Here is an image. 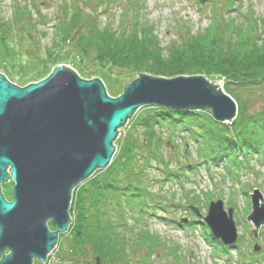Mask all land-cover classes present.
I'll return each instance as SVG.
<instances>
[{"label":"trees","instance_id":"1","mask_svg":"<svg viewBox=\"0 0 264 264\" xmlns=\"http://www.w3.org/2000/svg\"><path fill=\"white\" fill-rule=\"evenodd\" d=\"M107 1L65 0L59 7L54 25L57 41L61 45L70 44L71 49L78 50V57L89 63L114 62L122 58L127 65L133 62L139 74L167 78L199 73V67H178L174 63V56L193 41L205 43L225 54L244 48V30L251 20L248 10L239 13L237 0H223L216 8L204 7L208 11V23L195 33L190 34L186 26L180 27L183 21L178 20V40L171 41L166 52H162L152 34L153 28L143 21L141 7L133 0L126 2L116 26L109 20L100 22V15L107 11ZM88 3L92 6H87ZM231 13L235 16L231 17ZM7 26L0 22L3 40L11 33ZM19 37L30 39L25 29ZM247 47L244 57L252 60L263 52L264 41L252 39ZM35 60L29 59L27 65L53 67L51 60L46 58L43 62ZM77 72L87 79L91 77L90 73L80 69ZM235 79L223 84L224 92L236 103V116L229 125L215 121L206 109L173 110L147 106L143 108V114L133 117L131 130L118 140V146L115 144L116 151L105 172L94 182H82L76 192V187L72 191L77 195L75 201L82 212L71 230L73 238L68 242V255L62 264H76L79 258L86 259L88 250L99 257L101 264H151L158 251L176 255L172 246L154 234L148 224L156 216L169 219L175 206V195L170 187L179 184L180 194L192 205L194 200L185 191L182 193V182L187 171L195 165L217 162L240 152L243 156L264 153V72L260 69L244 71ZM163 127L170 129L171 134L184 133L192 139L199 161L184 160L188 155L186 144L181 145L180 153L175 148L166 151V142L161 143L159 135ZM193 221L185 225L189 227ZM49 227L54 230L52 224ZM98 232L105 236L104 245L96 238ZM96 244L103 247L96 249ZM176 258L171 260L176 261ZM33 264L40 263L33 260Z\"/></svg>","mask_w":264,"mask_h":264},{"label":"water","instance_id":"2","mask_svg":"<svg viewBox=\"0 0 264 264\" xmlns=\"http://www.w3.org/2000/svg\"><path fill=\"white\" fill-rule=\"evenodd\" d=\"M143 106L207 109L217 122L236 115L234 100L203 75L138 73L121 94L109 97L98 77L80 78L68 64H56L45 78L24 86L0 73V189L12 185L10 201L0 190V264L46 261L70 224L73 189L110 163L120 128ZM248 197L245 219L255 234L264 228V202L258 189ZM187 208L221 244H234L232 209L224 210L221 200L209 202L204 215Z\"/></svg>","mask_w":264,"mask_h":264},{"label":"rangeland","instance_id":"3","mask_svg":"<svg viewBox=\"0 0 264 264\" xmlns=\"http://www.w3.org/2000/svg\"><path fill=\"white\" fill-rule=\"evenodd\" d=\"M64 1L0 0V22L7 23L6 28L9 32L11 31L5 40L0 36V73L6 76L9 82L24 86L29 82L45 78L53 68L50 69L51 65L46 64L42 67L27 65L29 59L35 58V61L43 62L46 58L51 60L53 66L68 64L80 78L87 79L80 76L77 72L79 69L91 74L88 79L98 77L105 87L106 94L109 97H116V94L122 93L126 83H130L138 76L137 67L133 62L131 65H127L122 58L114 62L94 61L89 63L79 58L78 50L71 49L70 44L61 45L57 41L54 25L57 23L56 16L59 7L64 4ZM127 1L130 0L107 1L106 5L104 4L107 11L100 15V22L105 23L109 20L116 26ZM133 1L141 7L140 16L143 21L153 28L152 34L155 36L159 48L162 52H166V47L172 43L171 41L178 40L176 38L178 33L176 25H180L178 20L183 21L180 27L186 26L190 34L195 33L197 30L205 28L208 23V11L204 7L211 5L216 8L223 0H208L204 4H200L198 0ZM87 6H92V4L88 3ZM236 7L239 9V13L244 14L248 10L251 15L248 27L244 30L242 42L244 48L225 54V52L211 49L205 43L198 44L193 41L184 51L174 56V63L178 67H199V73L193 75H203L209 81L217 82L222 90L224 83L231 81V78L232 81H236L235 77H241L244 71L255 72L260 69L264 72V50L252 60L244 57L252 39L257 42L264 41V0H237ZM28 15H30L29 18ZM230 16L234 17L235 13H231ZM24 29L29 33V40L26 39L28 37H19ZM207 43L210 44V42ZM29 72L35 74L30 75ZM188 75L191 74L182 76ZM144 107L147 106L138 108L126 124L120 128V130L123 129L122 133H118L113 145L117 144L118 146V140L129 133L133 117L143 114ZM232 120L223 123L229 125ZM161 130L159 135L162 138L161 143L166 142V151L175 148L180 153L182 152L181 145L186 144L188 155L184 157V160L192 163L199 161L194 141L185 136L186 134L177 132L171 134L170 129L165 127ZM240 153H235L236 155L227 158L222 157L217 162L209 164L200 162L194 166V169L187 171L186 179L182 182V193L185 191L188 197L194 200L192 206L196 207L201 214L206 213L209 202L216 200H221L224 210L232 209V218L236 229L234 244L227 248L219 246V240L214 238L210 230L187 208L191 204L187 203L184 195L180 194V185L173 184L170 189L175 195L173 200L175 206L173 205L174 207L171 209L169 219L166 216H156L151 218L148 224L154 234L172 246L176 255L158 251L151 264H264V228L260 226L254 234L252 223L245 219L250 212L248 195L253 189L260 191L264 202V153L245 156ZM102 172H105V168L96 170L85 181L94 182ZM83 183L76 186L75 192ZM11 186L10 182L1 185L0 190L6 201L11 200ZM75 199L77 200V195L72 193V202L68 210L70 221L72 219L71 225H68L66 232L58 235L56 246L43 264H62L63 259L68 255V242L73 238L71 230L79 217L81 218L82 212ZM184 218L185 222H179ZM192 219L194 221L187 227L185 224ZM50 224L52 223L50 222L48 227ZM96 238H99L104 245L105 236L101 232H98ZM254 244L259 247L257 251L253 250ZM102 247L101 244H96V249ZM85 256L86 259L79 258L76 264H85L84 262L95 264L97 256H93L91 250H88ZM176 256L177 260L172 261L171 259Z\"/></svg>","mask_w":264,"mask_h":264}]
</instances>
